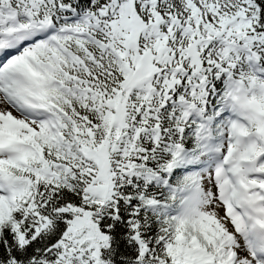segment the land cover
I'll return each mask as SVG.
<instances>
[{
    "label": "snow or ice",
    "instance_id": "6c2138e0",
    "mask_svg": "<svg viewBox=\"0 0 264 264\" xmlns=\"http://www.w3.org/2000/svg\"><path fill=\"white\" fill-rule=\"evenodd\" d=\"M0 264H264V0H0Z\"/></svg>",
    "mask_w": 264,
    "mask_h": 264
}]
</instances>
